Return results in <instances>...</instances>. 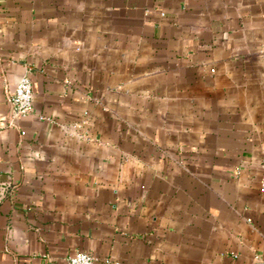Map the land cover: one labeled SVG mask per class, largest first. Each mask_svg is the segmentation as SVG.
Segmentation results:
<instances>
[{
	"label": "crops",
	"instance_id": "1",
	"mask_svg": "<svg viewBox=\"0 0 264 264\" xmlns=\"http://www.w3.org/2000/svg\"><path fill=\"white\" fill-rule=\"evenodd\" d=\"M79 249L264 264V0H0V264Z\"/></svg>",
	"mask_w": 264,
	"mask_h": 264
},
{
	"label": "built area",
	"instance_id": "2",
	"mask_svg": "<svg viewBox=\"0 0 264 264\" xmlns=\"http://www.w3.org/2000/svg\"><path fill=\"white\" fill-rule=\"evenodd\" d=\"M164 14V12H163ZM15 114L23 117L33 110L34 95L31 77L27 74L23 75L16 84L14 93L11 97ZM98 257L88 251L76 250L67 258L68 264H96ZM106 261H111L109 258Z\"/></svg>",
	"mask_w": 264,
	"mask_h": 264
}]
</instances>
